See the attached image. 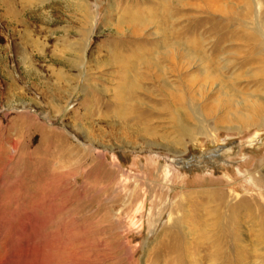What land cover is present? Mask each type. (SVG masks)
<instances>
[{
  "label": "rangeland",
  "instance_id": "374dc122",
  "mask_svg": "<svg viewBox=\"0 0 264 264\" xmlns=\"http://www.w3.org/2000/svg\"><path fill=\"white\" fill-rule=\"evenodd\" d=\"M0 264H264V0H0Z\"/></svg>",
  "mask_w": 264,
  "mask_h": 264
},
{
  "label": "bare ground",
  "instance_id": "6f19581e",
  "mask_svg": "<svg viewBox=\"0 0 264 264\" xmlns=\"http://www.w3.org/2000/svg\"><path fill=\"white\" fill-rule=\"evenodd\" d=\"M14 1H15V0H14ZM23 4H24V3H23ZM6 5H7V4H6ZM6 5H5V6H6ZM8 6H10V3H9ZM7 8H8V7H7ZM82 8H83V7L80 6V10H79V11H81V13H84V11L82 10ZM5 9H6V8H5ZM23 10H24V9H23ZM12 12H14V10H13ZM8 14H10L9 11H8ZM8 14H7V15H8ZM18 14H19V13H18ZM84 15H85V13H84ZM84 15H83V20H85V18H86V17L84 18ZM12 16H14V15L12 14ZM12 16H11V17H12ZM152 16H153V15H152ZM8 17H10V16H8ZM12 19H13V18H12ZM10 20H11V19H10ZM133 72H134V71H133ZM127 73H128V72H127ZM129 75H130V74H129ZM129 75L127 74V78H125L124 81L122 82V83H123V87H125L126 85H128V83H129V82H128V76H129ZM121 88H122V86H121ZM119 95H120V97H121V94H119ZM121 98H122V97H121ZM182 205H183V204H182ZM179 208H182L181 205H179ZM223 216H224V215H223ZM227 216H228V218H227L228 220H227V221L230 222V215H227ZM220 217H221V216H220ZM228 224H229V223H228ZM229 225H230V224H229ZM181 262H182V261H181Z\"/></svg>",
  "mask_w": 264,
  "mask_h": 264
}]
</instances>
